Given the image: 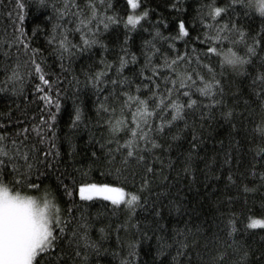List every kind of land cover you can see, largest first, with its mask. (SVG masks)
Segmentation results:
<instances>
[{"label":"snow or ice","instance_id":"1","mask_svg":"<svg viewBox=\"0 0 264 264\" xmlns=\"http://www.w3.org/2000/svg\"><path fill=\"white\" fill-rule=\"evenodd\" d=\"M121 3L0 0V18L7 21L0 26V95L8 98L0 111V264H100L113 235L111 255L120 264H157L173 247L171 264H192V249L198 264H264V236L257 246L250 231H264V201L258 217L237 210L236 198L224 194L230 187L244 193L264 187V0H196L191 31L180 20L176 35L164 34L167 21L145 0H127L123 10ZM188 3L169 0L167 7L184 13ZM127 8L136 11L123 15ZM33 11L40 18L30 22ZM257 18V28L246 27ZM113 32L110 45L106 34ZM176 41L184 42L183 50ZM218 125L228 126V147L220 169L215 157L205 164L201 197L215 195L208 181L223 179V191L211 201L214 231L185 221L168 243L160 234L167 232L165 210L181 216L196 211L186 204L183 185L171 191L169 173L187 178L192 191L195 159H203L199 149ZM84 129L85 147L92 145L87 152L76 143ZM240 134L258 140L245 171L230 166ZM188 135V149L173 157L174 142ZM217 143L223 148L225 141ZM94 170L110 181L82 179ZM94 198L108 211L93 214L81 203ZM121 233L133 238L122 241ZM152 236L157 247L152 260L143 261L139 246Z\"/></svg>","mask_w":264,"mask_h":264},{"label":"trees","instance_id":"2","mask_svg":"<svg viewBox=\"0 0 264 264\" xmlns=\"http://www.w3.org/2000/svg\"><path fill=\"white\" fill-rule=\"evenodd\" d=\"M5 3H7V0H5ZM146 5L155 8L156 12L159 13L161 18H164L168 23V28L166 30L162 29L164 31L165 35L172 34L176 35L179 31V21L185 20L186 21V27L189 28L191 31L193 25L191 24L190 20L191 17L195 16V9L197 7L196 0H189V3L187 5V10L184 13H177L175 10L170 9L167 7V4L169 3V0H150V4L148 3V0H145ZM127 4V0H122V3L120 4V8L123 10L125 5ZM136 10H133L131 8H127V11H122L123 15H127L128 13H133ZM258 17V14H257ZM33 18L39 19V13L33 11L29 14V20L32 21ZM152 19H156V14L154 13L152 16ZM7 21L3 18H0V26H3L6 24ZM260 20L259 18L255 19L254 21H248L246 22V27L249 28H257L259 26ZM115 35L116 33H109L106 34L107 41L110 45L115 43ZM192 35H195V32L192 33ZM146 36V34H145ZM120 38L122 39V30L120 33ZM140 42V37L137 35L134 37L132 41L133 45V51L137 50V46ZM176 46L178 49L183 50L184 49V42L183 41H176ZM96 58H99V53L97 52ZM109 59L112 57L109 55ZM84 64V61H78L76 64L77 70L80 69V67ZM247 89H245L246 91ZM8 98L5 96L0 95V111H6V104H7ZM85 105L88 107H91L89 101L85 99ZM72 102L71 100H68L66 104L64 105V111L61 113L60 116V125H61V131L62 133L64 131H67L66 128V122L69 119V110L71 109ZM242 124L241 121L238 120V125ZM252 128V124L249 123L247 125V129L250 132ZM95 134L97 136L100 135L99 130L94 129ZM228 126H217L215 132L209 136L207 140H205L204 144L199 149V156L203 157V159H195L194 167L197 170L196 173V184L192 191H189V180L187 178H177L175 177L174 173H169V179H173L175 181V185L173 189L171 190L173 193H175L176 188L183 185V187L180 189L183 195L186 197V204L189 208L194 207L196 209L195 212L189 213L186 215H178L176 213L169 214L167 210L164 212L165 219L161 221L166 228V233H160L165 237L168 243H171L170 237L175 236V233L173 232V228H182L185 224V221L189 222V226L195 229L197 225H200L202 222L206 225L205 231L206 233H209L211 231H214V228L211 227V218L214 216L213 211V205L212 200L215 199V195H220L223 191V185L224 181L221 179L220 181H208V188L212 189L213 185H215V195H213L211 198H204L201 199L205 192L204 187V167L205 164L215 157V163L214 168L220 169L221 164L223 163V152L228 147ZM88 130L84 129L79 132V134L76 137V143L78 145V150L82 152H87L92 148V145L89 144L88 147H85L84 142L88 140ZM190 139V135L182 137V139L178 142H174V147L171 151V155L173 157H177L178 152H183L188 149L189 145L187 143V140ZM223 139L225 141L224 147L222 148L217 141ZM237 139L239 140V146L237 148L233 149V159L231 161V168L236 169L237 171H245L253 162L252 157L254 155L253 152L249 151V148H254L256 143H258V140L253 138V140H248L245 138L243 134H240L237 136ZM229 165H224L222 171L224 175L227 174ZM80 177H78L79 179ZM86 182L89 183H105L110 181V177H106L104 174H102L99 170L92 171L87 177H83ZM132 177L129 176L128 183L131 184ZM249 186H252L254 181L249 179L246 181ZM45 183H54V181H45ZM227 196H232L235 199L234 207L237 210H243L245 212L248 211V209H251L252 213H255L258 217L260 216V203L261 201H264V187H260L257 189V191L253 193H244L243 191H240L234 187H230L226 190L224 193ZM169 199L172 198L171 195L168 197ZM75 199L78 201L79 196L78 194L75 196ZM247 200V205H245L244 201ZM96 201V202H94ZM94 201H84L81 202L84 205L89 207L90 213H95L97 210L101 211H108L103 208L102 204L99 202V198H94ZM166 202V201H165ZM110 202H103V204H108ZM61 206L64 207V203H61ZM139 211V210H138ZM146 215V214H144ZM113 223L120 222L121 219H123V214H119V219L117 217L111 218ZM107 222V218H105V221ZM252 231L254 235V239L257 242V246H259L261 236H264V231L259 229L250 230ZM93 238H97V233L95 229L92 231ZM122 241H126L129 239H132L133 236L131 233L128 235H125L124 233H121ZM179 239V237H176ZM191 239V237L189 238ZM252 238H249V242H251ZM204 243L203 237L200 238L199 243L197 245V248H199L200 245ZM105 246L108 248V253L102 255L99 260L100 264H120V258H114L111 253L115 250H117V243L115 240V236L113 235L110 239H108L105 242ZM120 247H123V244L120 245ZM157 247V242L155 239V236H152V238L148 241H143L139 246L140 255L143 261H151L152 256L155 252V249ZM193 252V261L192 264H198V261L195 257V249H192ZM175 254V247H173L170 250H166L165 255L161 256L159 260L157 261V264H171L172 255ZM93 264H95V261H93ZM181 264H185L184 261H181Z\"/></svg>","mask_w":264,"mask_h":264}]
</instances>
